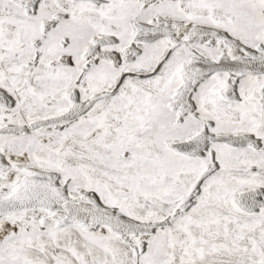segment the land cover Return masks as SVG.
I'll use <instances>...</instances> for the list:
<instances>
[{"label":"snow or ice","instance_id":"1","mask_svg":"<svg viewBox=\"0 0 264 264\" xmlns=\"http://www.w3.org/2000/svg\"><path fill=\"white\" fill-rule=\"evenodd\" d=\"M0 264H264V0H0Z\"/></svg>","mask_w":264,"mask_h":264}]
</instances>
